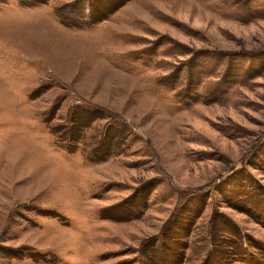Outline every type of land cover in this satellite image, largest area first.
<instances>
[{
  "label": "rangeland",
  "instance_id": "1",
  "mask_svg": "<svg viewBox=\"0 0 264 264\" xmlns=\"http://www.w3.org/2000/svg\"><path fill=\"white\" fill-rule=\"evenodd\" d=\"M0 264H264V0H0Z\"/></svg>",
  "mask_w": 264,
  "mask_h": 264
}]
</instances>
